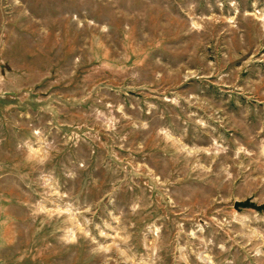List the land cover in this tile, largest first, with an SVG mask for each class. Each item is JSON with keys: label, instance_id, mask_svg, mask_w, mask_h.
<instances>
[{"label": "rangeland", "instance_id": "374dc122", "mask_svg": "<svg viewBox=\"0 0 264 264\" xmlns=\"http://www.w3.org/2000/svg\"><path fill=\"white\" fill-rule=\"evenodd\" d=\"M264 0H0V264H264Z\"/></svg>", "mask_w": 264, "mask_h": 264}, {"label": "water", "instance_id": "95a60500", "mask_svg": "<svg viewBox=\"0 0 264 264\" xmlns=\"http://www.w3.org/2000/svg\"><path fill=\"white\" fill-rule=\"evenodd\" d=\"M234 207L237 210H241L242 208L254 209L257 211H264V203L258 204L251 197L246 198L245 200H237L234 203Z\"/></svg>", "mask_w": 264, "mask_h": 264}]
</instances>
